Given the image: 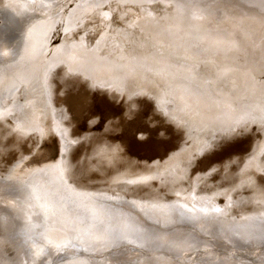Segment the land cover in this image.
I'll return each instance as SVG.
<instances>
[{
    "label": "rangeland",
    "instance_id": "rangeland-1",
    "mask_svg": "<svg viewBox=\"0 0 264 264\" xmlns=\"http://www.w3.org/2000/svg\"><path fill=\"white\" fill-rule=\"evenodd\" d=\"M20 1L23 3L0 0L1 12L14 15L15 10L23 20L35 15L22 28L20 45L25 57L31 56L30 72L19 73L22 68L25 71V65L9 72L5 69L9 80L0 76V98L7 108L13 105L12 113L0 115V179H22L26 170L36 172L58 164L62 147H66L70 152L63 168L65 179L72 191L83 195L116 194L151 208L155 203L176 205L175 201L193 193L216 196L218 206L232 199L230 211L236 225L241 217L264 215V2L252 7L246 0L220 4L200 0L194 6L192 0L191 4L184 0H37L35 12L34 0ZM76 8L84 11L81 18L72 17ZM104 11L109 15H103ZM42 30H47V35L39 38ZM33 38L40 42L36 51L32 43L24 49V42ZM73 39L80 43L69 46ZM83 51V55H76ZM0 55H4L1 47ZM75 55L79 60H74ZM95 60L104 67L116 62L122 67L118 76L126 78L101 77L103 84L99 85L95 82L97 68L91 63ZM33 72L38 73L36 80L31 78ZM41 81L51 113L56 114L52 106H57L64 116L63 124L52 128L50 135L41 133L40 125L29 120L34 117H24L31 124L27 130L20 125L21 120L17 123L13 119L16 114H25L21 106H26L27 98L35 97L31 93ZM4 89V93L14 91L8 96ZM16 108L21 110L16 112ZM51 119L48 125H52ZM60 131L70 140L68 145H63ZM165 212L154 214L167 223L163 238H159L164 244L165 234L183 228L182 223H172V212ZM148 216L151 223L147 225L157 227L153 215ZM135 217L143 218L139 213ZM123 233L118 229L112 235L115 238L91 233L97 239L88 237L90 250H111ZM224 234L216 230L210 239L214 249L226 252ZM129 237L123 239L136 238ZM254 238L245 237L244 246H249L245 250L263 254L264 239ZM44 239L52 242L54 236L47 233ZM9 242L16 247L19 244L15 237ZM137 247L134 250L142 249V245ZM229 252L236 261L244 258L232 248ZM123 255L118 259L109 256L110 263ZM67 260L60 264H71ZM59 261L52 260L55 264Z\"/></svg>",
    "mask_w": 264,
    "mask_h": 264
},
{
    "label": "bare ground",
    "instance_id": "bare-ground-1",
    "mask_svg": "<svg viewBox=\"0 0 264 264\" xmlns=\"http://www.w3.org/2000/svg\"><path fill=\"white\" fill-rule=\"evenodd\" d=\"M184 1L188 4L195 1L196 4H191L193 6L199 5L200 2V0ZM214 1L220 4L225 0ZM246 1L252 2L253 4L249 5L252 7L255 5H262V2H264V0ZM17 2L21 4L23 3L20 0H16V3ZM59 3L61 5L64 4L62 1ZM31 4L33 9H35L37 0H34V2L31 1ZM46 8H49V6L46 5ZM88 9L89 12L93 10L92 8ZM16 10L18 12V9ZM34 11L37 12L36 9ZM75 11L77 14H72V17H75V19L81 18L84 14L83 9L76 8ZM47 13L49 14V12ZM13 14L14 15H10L7 11H2L0 13V47L4 51V55H0V60H4L0 63V76H6V80H9L10 78H7L5 69H8L9 72V69L11 68L19 67L20 69V67L27 65L25 71H23L22 68V70H20L22 72L19 73L26 75L30 72L28 67L30 65L31 56H27L26 54V58V51L24 52L23 49L22 51L20 45L22 40V28L25 29L35 15H33L32 18L26 17L23 20L22 18L24 17L20 19L21 15L15 13V10L13 11ZM102 14L109 15V12L104 11ZM40 15L44 17V15ZM15 18H19V22H16ZM46 22L48 21L46 20ZM15 24L17 26H15ZM19 27L21 28L20 31L16 32V30H19ZM46 32L47 30L40 31L38 37L40 38L41 35H44V33L46 34ZM28 38H31L30 30L28 31ZM65 40L66 39H64V41ZM84 42V40L81 41L82 44H84ZM29 43L33 44L31 47L33 50L35 47V51L37 49L36 46H40V42H35V39L33 38L26 40L23 48L28 49ZM77 43H80V40L77 41L73 39L72 42L69 41L67 44L70 46L72 44L78 45ZM60 47H62V45ZM87 49L89 48H86V51ZM86 51L77 53L76 55L81 56ZM87 53H89V50ZM65 54L63 53V55ZM77 56L74 60H79ZM69 58L70 55L65 59ZM44 59L45 58L39 61V65ZM95 61L96 62L91 63H94V66L99 69H94L95 76H97L95 79H98L95 80V82H99V85L103 84V77H111L112 75L114 76L113 79L117 78L118 70L119 68H122L119 67L116 62H114L116 65H110V63L104 67V65H100L102 63H99V60ZM82 62L84 61L82 60ZM95 70H97V73ZM16 72H18V70ZM47 73H50V71ZM12 74L9 73L8 75ZM37 74L33 72L31 78L34 77V80H36L38 77ZM51 76L52 74L50 77ZM118 77H123V80L126 78L125 75H119ZM43 81L38 84L37 90H34L31 93V97H35L32 98V100L27 98L26 106L25 104L21 106V109L25 114H16L17 116L14 115L13 119H15L17 123L21 120L22 123L20 125H23L27 130L31 127V124L27 123L24 117H34V120H29H32L34 125H40L41 133H44V135H50L52 128L58 126V124H63L64 116L62 112H58L60 108H57V106H52L53 109L57 110L55 111L56 114L51 113L49 101L47 100L45 88L43 86L45 83ZM1 89H3L2 86ZM4 91L5 89L2 91L4 95L7 93V95L10 96L14 90L9 89L5 93ZM3 99L4 98L2 97L0 98V115L2 113H12L10 107L13 105L8 107V109L5 103L2 102ZM15 100L18 103L15 102ZM15 100H13L15 104L17 103V105H21V102L18 99ZM205 100L206 99H204V101ZM51 103L53 105V102ZM209 105L210 104H208V106ZM17 109L21 110L20 108H16L14 111ZM50 118H52V125H48L49 121L47 120ZM54 132L55 131H53V133ZM60 132L59 136L61 139L63 138V145H68V141L70 140H68L63 131ZM69 152L70 149L67 150L66 147H62L61 161L58 164L52 163L46 165L43 169H36L38 170L36 172H33V170L30 169L26 170V173L24 172V175L26 176L25 178L12 179V176H9L6 179H0V220L2 219V223H0V264H55L52 262L54 259H59L60 261L58 264H60L61 261H64L67 258V261L71 258L69 261L71 264H80L81 261L89 264L91 261H94L93 263L95 264H178L177 262L181 261L185 262V264H264V253H254L252 250L247 251L245 249H248L249 246H244V244H246L245 237L251 236L252 238L255 237L257 240L264 239V236H262L264 234V215H253L246 218L241 217V220H238L239 224L236 225V218H234L235 216L231 217L233 213L230 211L232 209V199L230 202H226V205L218 206L216 205L218 203L215 199L216 196H214V198L201 197L193 193L187 194L186 197H181V201H175L174 203H176V205H165L171 202L162 205L155 203L152 205V209L149 205L148 207L141 205L137 199L130 200L128 197L119 198L116 194L105 196L86 192L88 195H83L84 193L81 194L82 192L78 193L79 191H72V186H69L68 180L65 179L66 176L64 175L63 168H65L67 163L66 160ZM19 168L17 167V169ZM179 174L180 173H177V175ZM164 210L174 214L170 217L172 223H182L181 225L183 226L182 230H176L175 234H165V244L159 242V238L162 237L161 234L164 232L162 229L167 223L161 221L162 217L160 214H158V216L154 215L159 212L163 213ZM229 212L231 213L229 214ZM135 213L141 214L143 218L135 217ZM148 215H153L152 221H155L153 225H157V227L153 228V226L147 225V223H151L148 219ZM7 218L10 222H7ZM138 220L143 221L142 224L138 223ZM228 224L231 226H228ZM2 225L4 229L2 228ZM185 226L187 228H184ZM37 227H40L42 231L35 229ZM201 228H204L205 230L203 229L204 231H202L200 230ZM118 229L125 231V233H123L124 235H118V246H122L120 247L122 248L121 250L117 245L110 248L116 252H111V250H107V252L106 250H90L91 247L88 245V237L92 239L91 241L97 239V237L91 235V233H96L100 236L109 235L111 238H115L112 235L117 233ZM219 229L225 233L224 238L227 241L224 246H226V252L221 250V248L214 249L212 244L213 239H210V236L215 234L216 230ZM197 230L201 232H197ZM85 232L88 235H86ZM47 233H51V235L54 236L52 242L44 239V234ZM126 236L136 238L134 240L128 239L126 242L125 238L123 239V237ZM12 237H15L18 240L19 244L17 247L14 243L9 242ZM74 240H76V242ZM135 244L142 245V249L134 250V248L138 246ZM239 246H244V249H239ZM228 248H232V251H234L235 254L241 252V255H243L244 258L237 257V261L235 258L232 259L231 254L233 252H229ZM130 249L133 250L128 251ZM125 252L129 256H125ZM133 252H137L138 254H134ZM107 253L109 254L106 255ZM123 253L122 261L115 260V262L110 263L109 256L118 259V256ZM223 253L224 255L221 257V254ZM24 254H27V257ZM11 258L15 259V263ZM125 259H127V261H125Z\"/></svg>",
    "mask_w": 264,
    "mask_h": 264
}]
</instances>
